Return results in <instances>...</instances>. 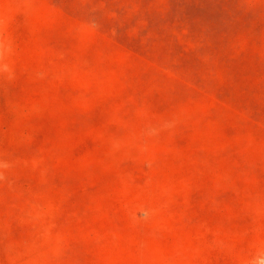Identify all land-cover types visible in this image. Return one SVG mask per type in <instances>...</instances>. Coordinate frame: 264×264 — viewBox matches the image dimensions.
Instances as JSON below:
<instances>
[{"label":"rangeland","instance_id":"1","mask_svg":"<svg viewBox=\"0 0 264 264\" xmlns=\"http://www.w3.org/2000/svg\"><path fill=\"white\" fill-rule=\"evenodd\" d=\"M242 4L0 0V264H264Z\"/></svg>","mask_w":264,"mask_h":264},{"label":"crops","instance_id":"2","mask_svg":"<svg viewBox=\"0 0 264 264\" xmlns=\"http://www.w3.org/2000/svg\"><path fill=\"white\" fill-rule=\"evenodd\" d=\"M242 1L244 5V12L241 13L242 16H246V23L250 24H262L264 25V0H239ZM230 8V0H228ZM226 5H224L225 7Z\"/></svg>","mask_w":264,"mask_h":264}]
</instances>
